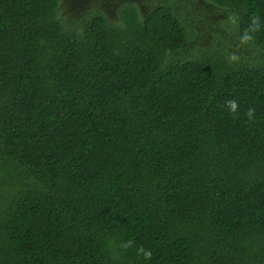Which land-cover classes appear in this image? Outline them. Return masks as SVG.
<instances>
[{
    "label": "trees",
    "instance_id": "obj_1",
    "mask_svg": "<svg viewBox=\"0 0 264 264\" xmlns=\"http://www.w3.org/2000/svg\"><path fill=\"white\" fill-rule=\"evenodd\" d=\"M211 1L264 51V0ZM62 10L0 0V264H264V58L188 55L176 0Z\"/></svg>",
    "mask_w": 264,
    "mask_h": 264
},
{
    "label": "rangeland",
    "instance_id": "obj_2",
    "mask_svg": "<svg viewBox=\"0 0 264 264\" xmlns=\"http://www.w3.org/2000/svg\"><path fill=\"white\" fill-rule=\"evenodd\" d=\"M62 13L68 19L67 27L79 29L82 19L93 14H104L111 23L121 21L120 8L127 4H136L142 15L159 5L171 0H61ZM179 11L188 25L191 38L188 41L191 54L197 55L202 48L212 47L216 50L227 48L231 55L239 57L237 64L247 63L249 59L264 58V51L256 50L250 45H241L236 25L228 22L233 14L226 8L219 7L211 0H176Z\"/></svg>",
    "mask_w": 264,
    "mask_h": 264
},
{
    "label": "clouds",
    "instance_id": "obj_3",
    "mask_svg": "<svg viewBox=\"0 0 264 264\" xmlns=\"http://www.w3.org/2000/svg\"><path fill=\"white\" fill-rule=\"evenodd\" d=\"M228 22L236 25L237 20L236 17L229 16L228 17ZM261 28L260 25V19L258 16H253L251 19V23L247 29L243 31V34L240 36V44L241 45H250L252 42L255 40V33L259 32ZM239 57L236 55H231L230 60L236 61L238 60ZM226 106L228 108V111L230 114H237L238 109H239V104L235 99L228 100L226 102ZM256 109L255 108H249L246 115L249 120H252L255 116ZM134 241L133 240H128L126 242H123L120 246L124 248L125 250L133 247ZM109 247H114V242L109 241ZM136 255L138 257H142L145 261H150L153 257V252L150 249H146L143 246H139L136 248ZM113 258H118V254H114Z\"/></svg>",
    "mask_w": 264,
    "mask_h": 264
}]
</instances>
